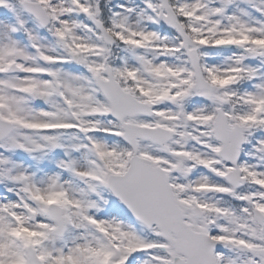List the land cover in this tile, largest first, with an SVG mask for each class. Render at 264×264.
Masks as SVG:
<instances>
[{"label": "snow or ice", "instance_id": "obj_1", "mask_svg": "<svg viewBox=\"0 0 264 264\" xmlns=\"http://www.w3.org/2000/svg\"><path fill=\"white\" fill-rule=\"evenodd\" d=\"M0 264H264V0H0Z\"/></svg>", "mask_w": 264, "mask_h": 264}]
</instances>
